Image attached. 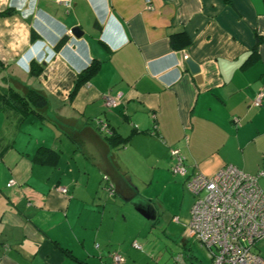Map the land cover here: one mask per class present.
<instances>
[{"label": "crops", "instance_id": "obj_1", "mask_svg": "<svg viewBox=\"0 0 264 264\" xmlns=\"http://www.w3.org/2000/svg\"><path fill=\"white\" fill-rule=\"evenodd\" d=\"M70 1L0 0V12L12 10L0 16V89L47 99L42 117L22 122L0 110V264H116L112 252L118 264H141L115 239L119 212L126 220L134 204L153 227L175 219L176 264H209L187 232L185 179L226 164L250 175L264 168V99L252 102L264 92V0ZM179 32L186 40L173 49ZM95 120L126 141L109 144ZM171 148L186 157V176L172 173ZM257 183L264 190V176ZM256 251L264 257V240Z\"/></svg>", "mask_w": 264, "mask_h": 264}, {"label": "built area", "instance_id": "obj_2", "mask_svg": "<svg viewBox=\"0 0 264 264\" xmlns=\"http://www.w3.org/2000/svg\"><path fill=\"white\" fill-rule=\"evenodd\" d=\"M70 6V0H53ZM187 56H185L186 58ZM264 92L259 91L254 99L255 106L262 105ZM107 107H114L117 99L110 94L104 97ZM238 125V120H234ZM98 130L110 135V127L101 120H95ZM170 169L174 175L186 176V157L179 149L169 150ZM264 176V168L256 174L243 172L233 164H226L213 175L205 176L193 172L185 179V187L194 196L187 223V232L205 248L209 264H264V257L256 246L264 240V190L258 183V177ZM13 181L8 183V186ZM103 189L109 194L115 193V187L105 175ZM59 191L66 192L59 187ZM135 248L141 245L133 242ZM114 263L121 261L117 252H112Z\"/></svg>", "mask_w": 264, "mask_h": 264}, {"label": "rangeland", "instance_id": "obj_3", "mask_svg": "<svg viewBox=\"0 0 264 264\" xmlns=\"http://www.w3.org/2000/svg\"><path fill=\"white\" fill-rule=\"evenodd\" d=\"M0 84L5 86L2 80H0ZM138 185L141 184H136V186ZM186 192L191 194L187 189ZM142 213L144 210L135 204L127 212L126 220L123 213L119 212L118 231L115 239L121 247L128 251L129 256H137L142 259L141 264H176L174 261L177 254L175 250L177 243L174 238L176 235L174 234L175 219L172 221L170 213L167 216L163 215L161 219L163 218L162 220L166 222V226L164 229H159L149 224L147 222L149 217ZM176 233L179 232L176 231ZM134 241L141 245V249L133 246Z\"/></svg>", "mask_w": 264, "mask_h": 264}, {"label": "trees", "instance_id": "obj_4", "mask_svg": "<svg viewBox=\"0 0 264 264\" xmlns=\"http://www.w3.org/2000/svg\"><path fill=\"white\" fill-rule=\"evenodd\" d=\"M11 12L12 10L8 8L0 12V16L8 15ZM180 37H182V40L185 37L186 40L185 32H179L170 35V45L173 49L178 47L177 41L180 40L179 39ZM63 40L64 38H62L59 43H61ZM96 69H97V65L88 66L78 73L77 79L70 93V96H73V94L76 92V90L80 85L86 83L89 80V78L94 74ZM41 71H42L41 66L37 68L32 66L30 73L34 76H37L41 73ZM4 106L10 107L13 110H15L17 113H19L21 118L20 121L22 122L27 118H29L31 115L42 117L43 115L41 114V111H43L47 107V99L46 96L41 91L28 88L23 92H19L15 90L13 87L8 86L4 90L0 89V110L4 109ZM96 129L98 130L97 127ZM110 130H111L110 135H105L103 134V132L101 133L98 130L101 134L104 135V137L107 138L109 144H113V143L120 144L126 141V138H118L117 136H114L112 128H110ZM41 152L44 153L46 151L41 150ZM108 180L112 182L110 177H108ZM112 184L114 183L112 182Z\"/></svg>", "mask_w": 264, "mask_h": 264}, {"label": "water", "instance_id": "obj_5", "mask_svg": "<svg viewBox=\"0 0 264 264\" xmlns=\"http://www.w3.org/2000/svg\"><path fill=\"white\" fill-rule=\"evenodd\" d=\"M70 31H71L72 36L76 39H78L82 36V31L77 26L71 28ZM185 64L187 65V68L190 71V73L195 76L196 80H198L199 79V73H200V68H199L198 64L193 62L191 60V58H188V57L185 58Z\"/></svg>", "mask_w": 264, "mask_h": 264}]
</instances>
